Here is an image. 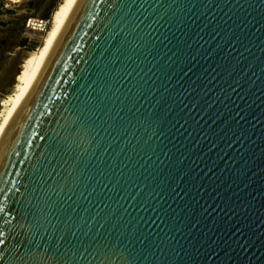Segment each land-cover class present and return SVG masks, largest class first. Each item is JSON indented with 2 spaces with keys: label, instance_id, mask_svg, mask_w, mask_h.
<instances>
[{
  "label": "water",
  "instance_id": "water-1",
  "mask_svg": "<svg viewBox=\"0 0 264 264\" xmlns=\"http://www.w3.org/2000/svg\"><path fill=\"white\" fill-rule=\"evenodd\" d=\"M0 264H264V0H73L0 128Z\"/></svg>",
  "mask_w": 264,
  "mask_h": 264
},
{
  "label": "rangeland",
  "instance_id": "rangeland-1",
  "mask_svg": "<svg viewBox=\"0 0 264 264\" xmlns=\"http://www.w3.org/2000/svg\"><path fill=\"white\" fill-rule=\"evenodd\" d=\"M61 1L0 0V112L19 82L23 65L50 30L52 13ZM29 19L44 20L47 26L32 29Z\"/></svg>",
  "mask_w": 264,
  "mask_h": 264
},
{
  "label": "bare ground",
  "instance_id": "bare-ground-1",
  "mask_svg": "<svg viewBox=\"0 0 264 264\" xmlns=\"http://www.w3.org/2000/svg\"><path fill=\"white\" fill-rule=\"evenodd\" d=\"M72 1L73 0H62L57 8L53 11L50 30L44 36L42 44L38 47L37 50L31 53L30 59L23 65V69L19 74V82L15 84V88L13 89L14 91H12L13 93L10 95L8 94L9 96L5 99L3 108L1 107L0 128L9 115L10 111L12 110L13 106L15 105L16 101L18 100L19 96L21 95L22 91L24 90L25 86L27 85L28 81L30 80L47 44L56 31Z\"/></svg>",
  "mask_w": 264,
  "mask_h": 264
},
{
  "label": "built area",
  "instance_id": "built-area-1",
  "mask_svg": "<svg viewBox=\"0 0 264 264\" xmlns=\"http://www.w3.org/2000/svg\"><path fill=\"white\" fill-rule=\"evenodd\" d=\"M29 26H31L32 29L41 30L42 28H46L47 22L39 19H29Z\"/></svg>",
  "mask_w": 264,
  "mask_h": 264
}]
</instances>
